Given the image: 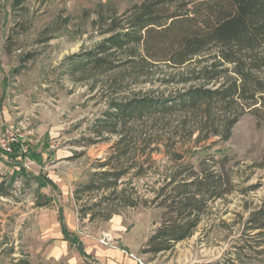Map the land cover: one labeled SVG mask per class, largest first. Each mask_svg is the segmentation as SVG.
<instances>
[{
    "label": "rangeland",
    "instance_id": "1",
    "mask_svg": "<svg viewBox=\"0 0 264 264\" xmlns=\"http://www.w3.org/2000/svg\"><path fill=\"white\" fill-rule=\"evenodd\" d=\"M139 1L26 0L15 7V0H0V183L11 189V197H0V264L20 258L32 264H111L109 251L136 264H264V236L248 224L264 202V167L257 166L264 159V111L244 114L228 141L212 139L200 145L207 151L185 152L184 176L191 166L196 173L215 170L209 157L228 156L230 185L222 199L207 201L193 235L170 251L141 253L162 222L157 203L121 210L108 222L78 218L88 197H96L76 202L73 192L100 171L116 140L105 135L98 141L91 133L109 102L137 91L178 89L175 82L158 81L161 73H176L163 68L153 83L127 79L129 86L120 94L110 89L112 76L97 78L94 86L65 74L78 55L102 40L91 28L98 4L123 12ZM169 135L158 131L162 153L145 164L144 177H134L132 169L123 180L148 201L169 170L163 152L172 144ZM89 140L94 144L88 145ZM62 226L83 254L77 243L62 240ZM104 234L110 235V243H101Z\"/></svg>",
    "mask_w": 264,
    "mask_h": 264
},
{
    "label": "trees",
    "instance_id": "2",
    "mask_svg": "<svg viewBox=\"0 0 264 264\" xmlns=\"http://www.w3.org/2000/svg\"><path fill=\"white\" fill-rule=\"evenodd\" d=\"M25 1L15 0L14 6ZM93 14L91 28L102 40L77 56L65 73L70 80L95 86L97 78L112 76L110 89L120 94L129 86L127 79L153 83L160 74L156 71L163 68L176 73H161L158 81L175 82L178 89L137 91L109 102L91 133L98 141L105 135L116 140L99 164L100 171L73 192L76 202L96 197L95 201L88 197L78 218L108 222L121 210L157 203L162 222L141 252L157 255L190 238L207 201L228 194V156L209 157L215 170L196 173L191 166L184 176L185 152L207 151L200 145L212 139L228 141L244 114L258 116L264 111V0H140L123 12L112 4H98ZM160 130H167L172 141L163 151L169 170L155 198L148 201L123 180L132 169L136 178L146 175L145 164L154 153H162L156 139ZM257 166L263 168L264 159ZM10 192L0 183L1 198L11 197ZM248 224L264 236V202ZM62 234L71 246L77 243L83 254L63 226ZM12 264L32 263L20 258Z\"/></svg>",
    "mask_w": 264,
    "mask_h": 264
},
{
    "label": "crops",
    "instance_id": "3",
    "mask_svg": "<svg viewBox=\"0 0 264 264\" xmlns=\"http://www.w3.org/2000/svg\"><path fill=\"white\" fill-rule=\"evenodd\" d=\"M62 240H63V238H62ZM109 255H111L114 258L113 262H111V264H136L131 259H126V258L122 257L121 255L115 254L112 251H109Z\"/></svg>",
    "mask_w": 264,
    "mask_h": 264
},
{
    "label": "built area",
    "instance_id": "4",
    "mask_svg": "<svg viewBox=\"0 0 264 264\" xmlns=\"http://www.w3.org/2000/svg\"><path fill=\"white\" fill-rule=\"evenodd\" d=\"M111 241H112V238L108 234H104L102 239H101V243H103V244H108Z\"/></svg>",
    "mask_w": 264,
    "mask_h": 264
}]
</instances>
